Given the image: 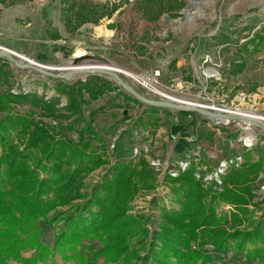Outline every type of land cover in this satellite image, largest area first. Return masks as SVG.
Masks as SVG:
<instances>
[{"label": "trees", "instance_id": "trees-1", "mask_svg": "<svg viewBox=\"0 0 264 264\" xmlns=\"http://www.w3.org/2000/svg\"><path fill=\"white\" fill-rule=\"evenodd\" d=\"M263 43L264 34L258 31L236 46L239 57L232 61L237 67L233 74L245 70L246 56L260 52ZM48 81L54 83L58 97L14 94L12 89L0 92V113L5 114L0 120V264H55L57 256L63 264H90L84 241L101 242L103 247L90 254L105 264H206L219 258L204 251L208 246L264 264V208L260 207L259 217L250 208L264 169L262 155L255 159L249 153L240 167H229L221 192L214 191L213 184L206 189L196 178L194 161L178 177L167 175L170 197L180 208L173 210L154 199L161 220L159 230L150 235L147 218L127 213L140 191L157 185L156 172L144 155L115 161L98 183L85 189L87 177L108 163L105 139L83 110L89 100L103 94V87L92 80L71 84L48 77ZM121 94L146 107L142 116L147 114V120L140 116L134 122L137 128L156 129L158 114L171 113ZM61 96L67 98L62 106ZM25 103L30 106L27 113L13 111L15 105ZM42 118L59 122L53 126ZM70 131L77 133V140L68 136ZM223 204L234 209L221 212ZM41 221L55 232L53 246L42 240ZM134 239L140 245L138 252H133ZM26 251L33 253L25 257Z\"/></svg>", "mask_w": 264, "mask_h": 264}, {"label": "rangeland", "instance_id": "rangeland-1", "mask_svg": "<svg viewBox=\"0 0 264 264\" xmlns=\"http://www.w3.org/2000/svg\"><path fill=\"white\" fill-rule=\"evenodd\" d=\"M26 1L31 0H3V10ZM69 1L72 19L77 26L85 24L86 27L78 32L76 28L68 30L74 43V47L69 48L68 52L48 55L47 39L32 35L17 40L16 46H21L24 53L16 52L5 45L0 46L35 64L54 68L55 73L64 72L65 68L70 67L105 66L118 71L125 80L136 88H141L145 93L148 92V86L144 85V80L151 84L149 79L152 78L153 72L160 69L162 73L160 80L169 87L171 85L176 87L180 82L193 85V89L186 93L189 99L183 98L184 101H189L188 103L195 101L216 104L231 110L233 114L251 113L264 117V43L260 52L246 56L247 66L242 73L233 74L237 67L232 66V61L239 57L236 46L252 38L258 31L264 34V0ZM109 20L111 23H108ZM41 33L46 35L45 30ZM10 41L13 43L14 39ZM74 59L79 62L73 63ZM212 69L219 73L218 78H209L205 75ZM0 71H3L0 73V92L12 89L14 94L23 91L37 92L46 96V99L58 97L52 88L54 83L35 71H23L3 58H0ZM6 74L9 75L8 79ZM79 80L83 82L92 80L93 84L103 87V94L97 100H89L86 96L89 102L83 106L85 117L92 118L95 127L93 117L95 114L101 116L100 114L104 112L101 107L94 113L91 107L102 102L107 103L105 108L117 107V98L119 95L125 98L121 93H126L108 76L79 75L73 77L70 82L74 84ZM60 101V106L65 105L67 98L61 96ZM195 102L193 104H196ZM145 109V106L129 101V115H123L124 121L129 120V126L122 123L113 138H106L108 131L95 127L105 139L108 163L87 177L85 189L90 190L98 183L115 161L127 162L144 155L156 172L157 185L152 190L140 191L130 203L127 213L134 217L147 218L150 235L153 231L159 230L161 220L160 208L152 202L154 199L162 201L161 204L173 210L180 208L170 197L166 176H171L169 169L177 168L181 160H188L194 150L200 152L198 164H210V171L213 172L218 164L226 159L241 156L243 164L245 156L249 153L255 159L258 155L264 157V128L257 124L243 121L217 123L210 119L204 120L202 115L197 113L185 116L180 115L178 111H171L170 114L162 112L158 114L160 118L158 128H142L140 125L137 128L134 122L142 116ZM29 110L30 106L26 103L15 105L13 109L20 113H27ZM4 116L5 114L0 113V120ZM147 116L145 114L141 119L147 120ZM36 118L41 119L39 115ZM42 119L53 126L59 122L51 118ZM129 134L133 136V140H129ZM68 136L74 140L78 139L75 131H70ZM179 138L180 143L176 145L178 152L170 158L171 148ZM112 144H115L113 149ZM138 144L144 146V151L148 148V152L135 157L134 147ZM157 159H160L164 166H153L152 160ZM225 174L220 176L221 180ZM201 181L206 189L212 185H206L203 180ZM263 183L264 169L258 177L253 191L254 198L250 204V208L256 210V217L261 216L260 207L264 208V197L259 195ZM213 190L221 192L222 185L220 189ZM222 206L220 211L224 213H230L234 209L230 204ZM226 206H230V209L226 210ZM40 225L43 242L52 246L49 241L55 232L44 221H41ZM90 243H96L100 249L103 247L99 241H84L90 264H105L103 259L95 260L90 254L100 250L98 248L94 250L93 246H89ZM139 247L138 240L134 239L133 252H138ZM204 251L219 257L206 264H261L258 261H248L246 256L238 257L232 250L222 252L208 246ZM32 253L26 251L23 256L30 257ZM55 264H63L60 256L55 258ZM131 264L138 263L133 261Z\"/></svg>", "mask_w": 264, "mask_h": 264}, {"label": "crops", "instance_id": "crops-1", "mask_svg": "<svg viewBox=\"0 0 264 264\" xmlns=\"http://www.w3.org/2000/svg\"><path fill=\"white\" fill-rule=\"evenodd\" d=\"M69 4L70 1L68 2V0H31L29 2H19L4 9L0 13V45H5L16 52L24 53L21 46H16L18 44L17 40H22L23 37L28 38L32 35L47 39L48 55L58 52H68L69 48L72 49L74 47V43L70 39L71 34L68 30L76 28L78 32L84 30L86 27L85 24L77 26L72 19ZM108 23H111V21L109 20ZM44 30L46 31L45 36L41 33ZM11 39H14L13 43L10 41ZM116 101L118 106L113 108H105L107 107V103L103 102L95 107H91L94 113H97V110L102 107L101 110L104 113L100 114L101 116L95 114L93 119L97 129L108 131V137L106 138H113L117 128L122 123L127 127L129 126V120H123V115H129V101L125 100L122 95H119ZM131 121L133 122V119ZM179 140L180 138L172 146L169 154L170 158L178 152L176 145L180 143ZM54 236L49 241L52 246L55 242ZM89 246H93V249H100L96 243H90Z\"/></svg>", "mask_w": 264, "mask_h": 264}, {"label": "water", "instance_id": "water-1", "mask_svg": "<svg viewBox=\"0 0 264 264\" xmlns=\"http://www.w3.org/2000/svg\"><path fill=\"white\" fill-rule=\"evenodd\" d=\"M196 5V4H195ZM186 15H188V11H186ZM0 58L8 60L12 62L16 67L23 71H35L44 77H51L55 79H61L65 81H71L73 77L79 75H103L113 78L119 86L125 91V93L135 99H137L140 103L146 106H153L158 108H164L171 111H178V112H189V113H197L206 117L210 120L217 121V123H224L227 124L232 121H243L246 123H253L261 126L264 128V121L242 116L239 114H226V113H218L214 111H210L195 105L189 104H179L170 101H163L157 99L154 96H151L147 93L140 92L134 85L130 82L125 80L121 74L113 70L111 68L105 66H99L97 68L94 67H70L65 68L61 73H55L56 69L43 66L40 64H33L31 61L22 58L20 55L7 49L5 47L0 46ZM77 59H74L73 63H78ZM215 74L219 76V73L216 71Z\"/></svg>", "mask_w": 264, "mask_h": 264}, {"label": "built area", "instance_id": "built-area-1", "mask_svg": "<svg viewBox=\"0 0 264 264\" xmlns=\"http://www.w3.org/2000/svg\"><path fill=\"white\" fill-rule=\"evenodd\" d=\"M4 8V3L3 0H0V11L3 10ZM207 77L212 78H218V76L213 73L210 75L205 74ZM162 77V73L160 69H156L153 74H152V78H148L151 82L150 85H146L148 86L147 90V94L156 97L157 99L163 100V101H170V102H174V103H179V104H187L184 103L183 98H188L186 93H189L192 89H193V85L189 84V83H185V82H180L176 85V87L174 85H171V87H169L168 85H166L165 83H163L160 79ZM189 99V98H188ZM195 102V101H193ZM196 103V102H195ZM195 106L210 110V111H214V112H218V113H226V114H233L230 113L228 110L229 109H225L222 108L224 106L221 107V105H216V104H208V103H196ZM140 138V137H139ZM174 139H176V137L173 136ZM111 148H115V144L111 145ZM144 146H142L141 144H138L134 147V155L135 157L138 155H141L143 152H148V148L145 149V151L143 150ZM192 155H190V157H188L189 159L187 160H181L179 162V165L177 166V168H172L169 169V172H171V176L172 177H177L179 175L180 171H185L191 164L192 161L195 162V164L199 165L197 171H196V177L198 179L203 180L206 185L209 184H213L215 189H220L221 185H222V180L220 179V176L225 174V172L229 169V167L231 166H240L243 162V158L241 156H237L235 158L232 159H226L222 162H220L217 166V168L215 169V171H210V164H203L199 162V155L200 152L194 150L192 153ZM193 156V157H192ZM152 165L155 167H161L164 166V164L161 162L160 159L157 160H152ZM166 167H168L166 165ZM167 170V169H166ZM260 196L264 197V183L263 185L260 187ZM259 193V192H258ZM226 210L230 209V206H226L225 207Z\"/></svg>", "mask_w": 264, "mask_h": 264}, {"label": "bare ground", "instance_id": "bare-ground-1", "mask_svg": "<svg viewBox=\"0 0 264 264\" xmlns=\"http://www.w3.org/2000/svg\"><path fill=\"white\" fill-rule=\"evenodd\" d=\"M79 55V54H78ZM33 63V62H32ZM34 64V63H33ZM87 67H94V68H97V67H99V66H87ZM216 71L215 70H208L207 71V75H210V74H213V73H215ZM144 82H145V84L146 85H150V83L148 82V80H144ZM184 101V100H183ZM185 103H187V104H189V105H196V104H193V102L192 101H190V102H192V103H188L189 101H184ZM230 113L232 112L231 110H228ZM238 114V113H237ZM239 115H242V116H246V117H251V118H255V119H259V120H262V121H264V117H261V116H257V115H253V114H251V113H240Z\"/></svg>", "mask_w": 264, "mask_h": 264}]
</instances>
